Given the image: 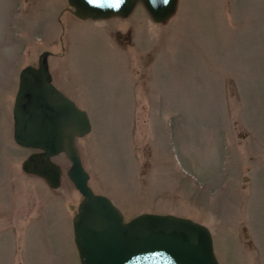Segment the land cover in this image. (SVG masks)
<instances>
[{
  "label": "rangeland",
  "instance_id": "obj_1",
  "mask_svg": "<svg viewBox=\"0 0 264 264\" xmlns=\"http://www.w3.org/2000/svg\"><path fill=\"white\" fill-rule=\"evenodd\" d=\"M66 0H0V264H79L81 195L61 170L24 173L12 139L18 73L47 50L53 84L84 110L74 139L88 186L123 219L171 214L204 225L218 264H264V0H177L153 22L78 19Z\"/></svg>",
  "mask_w": 264,
  "mask_h": 264
},
{
  "label": "water",
  "instance_id": "obj_2",
  "mask_svg": "<svg viewBox=\"0 0 264 264\" xmlns=\"http://www.w3.org/2000/svg\"><path fill=\"white\" fill-rule=\"evenodd\" d=\"M140 2L150 19L162 23L173 15L177 0L154 9L161 0H66L78 19L126 17ZM166 2V0H165ZM48 51L36 66L19 70L12 105V139L36 150L20 163L27 174L40 177L50 188L60 184V167L52 161L64 154L66 177L81 195L71 218L72 239L79 264H218L208 229L189 218L171 214L139 213L124 221L121 212L104 195L88 186L74 139L90 131L86 112L51 84Z\"/></svg>",
  "mask_w": 264,
  "mask_h": 264
},
{
  "label": "flooded vegetation",
  "instance_id": "obj_3",
  "mask_svg": "<svg viewBox=\"0 0 264 264\" xmlns=\"http://www.w3.org/2000/svg\"><path fill=\"white\" fill-rule=\"evenodd\" d=\"M68 10V12H70V14L72 15V13H71V10L70 9H67ZM73 16V15H72ZM76 18V17H75ZM47 51V50H46ZM49 52V51H48ZM39 55V54H38ZM50 55V52H49V54L47 55V57ZM38 57V56H37ZM47 59V58H46ZM36 64H37V59H36ZM36 64H35V66H36ZM47 67H48V65H47ZM48 72H49V69H48ZM49 75H50V78H51V84L57 89V90H59L62 94H64L65 96H66V94H65V91L62 89H59V88H57L54 84H53V81H52V76H51V74H50V72H49ZM36 150H33V149H31V152H35ZM30 152V153H31ZM43 180V179H42ZM52 189H55V188H52Z\"/></svg>",
  "mask_w": 264,
  "mask_h": 264
},
{
  "label": "clouds",
  "instance_id": "obj_4",
  "mask_svg": "<svg viewBox=\"0 0 264 264\" xmlns=\"http://www.w3.org/2000/svg\"><path fill=\"white\" fill-rule=\"evenodd\" d=\"M168 2H169V0H166V2H165V0H161V2H160V3H157V4H155V5H152V6H153V8H154V9H156V8L160 7V6H161V4H162L164 7H166V6H167V4H168ZM150 3H151V0H150Z\"/></svg>",
  "mask_w": 264,
  "mask_h": 264
}]
</instances>
